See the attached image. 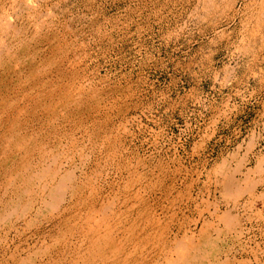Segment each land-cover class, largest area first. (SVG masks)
Segmentation results:
<instances>
[{
  "label": "rangeland",
  "instance_id": "374dc122",
  "mask_svg": "<svg viewBox=\"0 0 264 264\" xmlns=\"http://www.w3.org/2000/svg\"><path fill=\"white\" fill-rule=\"evenodd\" d=\"M232 1L235 10L223 16H205L202 0H0V9L31 37L33 19L45 23L34 53L42 62L60 57L54 96L90 83L102 94L109 129H121L134 169L125 179L136 171V188L167 225L169 240L198 237L209 224L208 234L231 258L264 264V54L244 51L245 13L255 0ZM30 3L34 8L16 18ZM5 94L0 89V98ZM94 115L101 114L87 116L90 123ZM224 163L238 168L239 178L251 171L255 192L225 197L216 173ZM225 211L238 217L236 232L224 231L218 217ZM14 234L9 250L33 246L32 232L25 233L29 245Z\"/></svg>",
  "mask_w": 264,
  "mask_h": 264
},
{
  "label": "bare ground",
  "instance_id": "6f19581e",
  "mask_svg": "<svg viewBox=\"0 0 264 264\" xmlns=\"http://www.w3.org/2000/svg\"><path fill=\"white\" fill-rule=\"evenodd\" d=\"M202 1L205 16L236 6L232 0ZM247 7L244 51L264 54V0ZM33 8L30 3L13 13L22 18ZM2 9L0 89L6 94L0 98V264H241L216 245L208 234L209 224L203 225L198 237L185 233L167 238V225L151 213L143 191L136 188L141 182L136 171L129 172L126 180V171L133 166L119 142L121 129H109L111 119L102 111V94L90 83L54 96L58 86L53 77L59 74L53 75V70L62 66L60 57L42 62L34 53L39 41H45V23L33 19L31 37ZM93 113L101 115H94L90 123L87 116ZM259 165L263 172L264 161ZM238 170L232 171L227 163L216 169L222 194L235 201L245 192L252 194L257 184L251 171L239 178ZM231 211L218 217L228 233L239 226ZM13 232L28 245L32 238L25 235L32 232L33 246L21 252L18 247L9 250Z\"/></svg>",
  "mask_w": 264,
  "mask_h": 264
}]
</instances>
